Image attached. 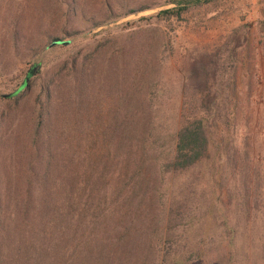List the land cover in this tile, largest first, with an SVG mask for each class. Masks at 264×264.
Here are the masks:
<instances>
[{
    "label": "rangeland",
    "instance_id": "rangeland-1",
    "mask_svg": "<svg viewBox=\"0 0 264 264\" xmlns=\"http://www.w3.org/2000/svg\"><path fill=\"white\" fill-rule=\"evenodd\" d=\"M146 6L151 8L124 14ZM174 6L173 0H78L70 6H64L59 0H0V112L3 96L17 91L30 73L28 82L32 85L27 93L26 89L21 92H25L21 97L26 96L16 107L1 115L0 134L5 139L0 149L2 177L5 181L21 177L16 168L20 166L21 153L27 151L23 139L32 129L31 115L42 87L52 88L50 101L54 106L55 128L64 133L59 140L63 148H68L71 140L64 136L75 130L74 124H78L75 121L79 122L82 144L88 147L96 129L100 133L130 132L135 127L127 122L134 114L138 118L153 116L157 119L155 127L174 131L182 126L184 117L205 112L200 105L196 109L198 102L216 101L218 104L212 113L220 116L223 123L215 134V147L223 140L222 178L226 183L221 192L223 203L218 206L226 210L225 204L229 205L226 191L235 185L244 193L246 178L255 184L256 200H251L248 206L229 205L228 210L234 212L233 225L237 210L242 214L240 230L230 247L224 231L211 234L209 228L213 225L204 218L196 221L191 232L178 228L174 242L183 244L188 264H201L199 260L219 245L236 254L244 246V253H248L254 235L260 264H264V0H200L180 18L157 16L160 10ZM96 23L101 25L94 27ZM41 98H45L44 94ZM150 98L153 107L146 104ZM137 103L141 104L139 110L135 108ZM119 119H126V124L117 126ZM113 142L116 143L112 138ZM165 156L164 153L161 158ZM63 159L70 161L71 156L65 153ZM110 165L113 167V162ZM237 167L239 173H235ZM201 170L205 171V165L162 179L163 201L157 196L151 210H128L129 214L139 216L135 225L144 230L140 241L146 250L139 255L130 254L127 264H155L160 258L159 238L163 215L167 212L164 201L180 213L200 215V210H207L205 206L196 207L201 200L200 180L196 185L189 183ZM78 177L84 181L77 186H84L87 178L84 174ZM205 200L209 206L216 196L208 194ZM68 207L65 201L63 210H56L61 215L51 214L52 225L67 215V224H78L79 230L89 232L94 226L90 215L100 210ZM247 208L254 212L252 223L243 216ZM123 211L101 210V214L110 218L114 213L112 225ZM36 214L37 210H21L16 222L8 221L2 239L7 264H15L16 245L31 248V240L35 246L47 242V238L30 231L29 226H36L32 224ZM146 215L147 219H153L144 225L142 219ZM20 216L25 217L23 222ZM23 227H27L26 234L22 232ZM95 228L98 236L93 242L100 244L97 251L107 244L104 250L111 256L105 225ZM250 228L253 235L248 231L250 239L247 240L246 229ZM183 232L184 239L180 237ZM45 233L49 238L50 234ZM68 233L65 238L71 245L67 254L74 251L77 240H82L81 231L73 241V231ZM101 236L102 241L95 242ZM199 245L203 249L198 254ZM51 247L43 246L47 248L44 254L48 253L49 257L53 256ZM23 248L20 263L33 264L35 253ZM75 255L81 258L82 250ZM178 260L177 264H182L184 257Z\"/></svg>",
    "mask_w": 264,
    "mask_h": 264
},
{
    "label": "trees",
    "instance_id": "trees-1",
    "mask_svg": "<svg viewBox=\"0 0 264 264\" xmlns=\"http://www.w3.org/2000/svg\"><path fill=\"white\" fill-rule=\"evenodd\" d=\"M59 1L64 6H70V3L78 0H70L72 2L69 0ZM173 1L176 6L160 10L157 12V16H164L165 18L177 16L180 18L192 5L200 2V0ZM149 8L151 7L146 6L140 10H127L124 14L129 15ZM100 25V23H96L94 27H99ZM31 86V83L24 80L17 91L3 96L0 127L3 119L1 115L5 114L9 108L16 107L21 99L26 96L21 97L22 94L29 90ZM23 90L25 92L21 93ZM41 92L45 98H41L42 94L38 95L37 102L34 104V111L30 121L32 129L27 134V137L23 139V145L27 151L21 153L20 166L16 168V172L21 177L5 181L2 177L4 173L2 161L0 160V264H7L6 259L8 257L3 251L2 239L5 227L8 221L16 222L19 219L21 210H37L35 220L32 222L37 227L29 226V228L31 233H37L47 238L48 245L45 242V244L41 243L35 246L33 240L30 242L31 248H27L23 244L24 248L21 244L20 246L16 245V250H14L15 264H21L19 260L22 248L35 253L33 264H127L128 259L131 260L129 258L130 254L136 252L139 255L140 251L146 250L142 241H140L144 230L142 232L135 225L139 216L129 214L128 210H151L155 207L157 196H159V199L162 198L163 201L162 179L178 173L183 175L197 170L202 165H205V171L201 170L198 176L191 179L189 183L196 185L197 181L200 180L199 184L202 187V192L198 196L201 200L198 199L197 201H200L195 205L198 209L205 206L207 210H200V215H190L188 212L180 213L178 210H173L172 204L169 205L166 201L162 203L164 208L167 207V212L163 215L162 236L159 238V256L161 259L156 260L155 264H177L178 259L181 257H184L181 263L188 264L189 262L184 256L181 247L183 244L174 242L177 240L176 233L178 232L176 230L183 227L186 231L191 232L195 230L193 228L196 226V221L203 218L210 222V225H213L209 228L211 234L215 235L224 231L225 237L229 238V247L232 245L233 238L240 230L238 228L242 222V214L240 210H237V221L233 225L234 216L232 214L234 212L229 211L228 207L229 205L232 207L238 204L243 206L250 205L251 200H256L254 199L256 197V188L250 178V181L246 178L244 193L235 185L233 189L226 191L229 201V205L225 204L224 206L226 210H223L221 205L218 206L222 201V188L226 185L225 180L222 178L224 171L221 155L223 140L218 142L217 148L215 147L217 140L215 134H217L220 124L223 123L220 116L212 113L218 102L197 101L196 109L200 105L205 112L201 115L196 114L184 117L182 126L174 131L167 128L162 129L163 127L159 128V126L155 127L157 119L155 121L153 116L138 118V115L134 114L127 122V124L135 127L130 132L122 131L118 134L117 132L116 134L109 132L100 133V130L96 129L93 133L95 137L88 143V147L82 144L83 139L80 130H78L79 122L75 121V123H78L77 125L74 124L75 130L71 129L72 132L64 136L71 140L68 148H63L59 140H61L64 133L58 132L55 128L56 124L52 110L54 106L50 101L52 88L47 87L44 89L42 87ZM146 104L149 107L154 105L151 98ZM136 105V110H139L141 104L137 103ZM124 124H126V119L117 120V126ZM214 126L217 127L216 130H214ZM140 127L144 128L140 129ZM3 138L4 136L0 134V149L1 143L5 141ZM112 138L116 143L113 142L112 144ZM113 145H116V147L111 152ZM212 146L216 148L213 149L214 153ZM107 147L108 150H106ZM65 153L71 156V162L63 159ZM164 153L166 156L162 159L161 156ZM110 162H113V167ZM239 172L240 169L237 167L235 173ZM81 174L85 175L87 181L84 186L79 187L77 184L84 181L78 177ZM15 180L17 181L15 182ZM57 181H59V188L57 187ZM186 182L188 183V181ZM75 190L78 192L77 196ZM208 194L216 196V200L209 206H207L209 203L205 200ZM61 197L65 199L67 205L69 204L68 209L100 210L91 213L90 220L94 226L89 232L79 230L78 224L76 226L75 224L71 225V223L67 224L68 221H65L67 215H64L61 220L52 225L53 217L51 218V214L60 213L59 215H61V212L56 210H63L65 201L60 200L62 199ZM209 207L211 210H208ZM101 210L125 211L115 217V221L111 225L110 220L111 218L113 219L114 213L112 217L108 218L101 214ZM253 214V210L248 208L243 212V216L246 217V220L248 219L249 223H252ZM148 219L151 221L153 217ZM148 219L147 215L143 216L144 225L150 223ZM24 220L25 217L21 219L20 216V221L23 222ZM28 223H30L29 219L26 220L25 224L28 226ZM25 224L23 223L22 225L25 226ZM103 224L107 230L108 244L112 251L111 256L109 255L110 252H105L104 250L107 244L104 247L101 246L100 252H98L96 247L97 245L100 246V244L93 242L98 236L95 227L98 226L101 229ZM26 229L27 227H23L22 232L24 234L27 233ZM70 230L73 231L74 236L81 231L82 240H77L78 244L75 245L74 251L67 254L71 242L65 237H68ZM45 231L50 234L49 238ZM248 231L253 235L252 228L250 230L246 229L247 240L250 239ZM180 237L184 239L186 234L183 232ZM76 238L75 236L72 241ZM99 239L102 241V236L98 237L95 242H98ZM254 239L253 235L250 239L252 243H249L251 247L248 253H244V246L242 252L236 254L229 250L225 251V246L219 245L214 250L212 249L211 252H208L209 254L204 255L199 261L201 264H260L259 250L255 246L256 244L253 243ZM191 241H194V239H191ZM63 242H66V244H63ZM49 245L52 246L50 248L52 257L47 256L48 253L44 254L43 252L47 250L43 246L48 247ZM163 249L162 253L161 250ZM197 249L196 253L199 254L200 249L203 248L199 245ZM79 250H82V255L84 253L81 258L75 255L79 253ZM113 252L114 255L112 256ZM149 254L147 251V257ZM240 254L243 255L242 259ZM212 255L216 259H213ZM220 258H223L225 262Z\"/></svg>",
    "mask_w": 264,
    "mask_h": 264
},
{
    "label": "water",
    "instance_id": "water-1",
    "mask_svg": "<svg viewBox=\"0 0 264 264\" xmlns=\"http://www.w3.org/2000/svg\"><path fill=\"white\" fill-rule=\"evenodd\" d=\"M30 74L26 77L25 81H28L29 80Z\"/></svg>",
    "mask_w": 264,
    "mask_h": 264
}]
</instances>
